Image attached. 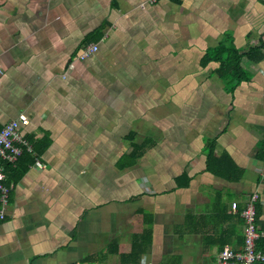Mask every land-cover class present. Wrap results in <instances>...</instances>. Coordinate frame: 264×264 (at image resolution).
Listing matches in <instances>:
<instances>
[{"label":"crops","instance_id":"obj_1","mask_svg":"<svg viewBox=\"0 0 264 264\" xmlns=\"http://www.w3.org/2000/svg\"><path fill=\"white\" fill-rule=\"evenodd\" d=\"M0 65V264H215L252 192L264 233V0H0Z\"/></svg>","mask_w":264,"mask_h":264},{"label":"built area","instance_id":"obj_2","mask_svg":"<svg viewBox=\"0 0 264 264\" xmlns=\"http://www.w3.org/2000/svg\"><path fill=\"white\" fill-rule=\"evenodd\" d=\"M150 3H156L159 0H149ZM99 46L97 43L88 44L78 55V58L85 60L91 57ZM74 62L69 64V68L74 67ZM1 69V65H0ZM29 123L25 114L19 115L15 119L8 121L0 130V221L6 218L5 207L8 205L10 191L13 185H8L3 163L15 165L19 157L25 150L32 151L31 144L20 132L22 125ZM37 165L42 166L40 162ZM259 199L258 192H252L249 199L241 211L244 221V243L241 248L233 249L225 246L219 253L218 260L215 264H260L264 263V251L258 249L257 240L264 237V233L258 228L256 202ZM82 264V263H76Z\"/></svg>","mask_w":264,"mask_h":264},{"label":"trees","instance_id":"obj_3","mask_svg":"<svg viewBox=\"0 0 264 264\" xmlns=\"http://www.w3.org/2000/svg\"><path fill=\"white\" fill-rule=\"evenodd\" d=\"M217 51L220 55H222L223 53L229 52L228 55L226 56V60L221 61L222 71H228V72L230 71L231 73H233L234 77L238 81H240L241 79H244L246 77L245 71L241 67V61H240L241 55L237 54V51H228L224 47H219L217 49ZM27 153H30V152L25 151V153H23L19 157V160L16 164V165H18V168L16 167V168L12 169L11 173L19 176L27 169V167H26L27 165L32 164V163L34 164L35 160L30 158L29 155H27ZM24 155H26L28 157L21 160V158ZM213 160H215V159L213 158ZM8 165H12V164H8ZM257 247H258V249L264 251V238L260 239V241L257 243ZM260 264H264V263H260Z\"/></svg>","mask_w":264,"mask_h":264}]
</instances>
